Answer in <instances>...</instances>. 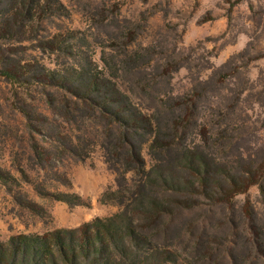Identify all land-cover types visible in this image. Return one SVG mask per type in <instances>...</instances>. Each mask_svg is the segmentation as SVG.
<instances>
[{
    "label": "rangeland",
    "instance_id": "1",
    "mask_svg": "<svg viewBox=\"0 0 264 264\" xmlns=\"http://www.w3.org/2000/svg\"><path fill=\"white\" fill-rule=\"evenodd\" d=\"M11 3L0 0L1 24ZM44 7L47 15L26 27V37L16 33L0 41V52L26 73L39 78L90 60L104 66L106 60L146 108L158 102L125 72H137L140 63L133 58L148 54L145 72L156 68L160 76L167 65L170 81L153 82L150 93L166 88L197 103L184 122L172 118L177 144L201 145L231 161L264 157V0H50ZM215 76L221 84L209 89L206 83ZM35 81L15 85L0 76V244L20 235L75 230L121 210L118 203L103 202L107 191L117 190V173L105 156L114 145L105 137L106 121L88 119L70 102L65 115L62 96ZM226 122L238 130L209 142ZM148 147L143 155L150 163ZM261 199L253 187L236 202L249 200L262 218ZM215 212L204 208L176 222L188 227V218L197 220L188 242L193 262L196 237L213 239L205 234L221 230Z\"/></svg>",
    "mask_w": 264,
    "mask_h": 264
},
{
    "label": "trees",
    "instance_id": "2",
    "mask_svg": "<svg viewBox=\"0 0 264 264\" xmlns=\"http://www.w3.org/2000/svg\"><path fill=\"white\" fill-rule=\"evenodd\" d=\"M45 2L50 0H12L2 16L0 41H9L16 33L26 37V27L47 15ZM148 58V54H136L133 61L140 63L138 71L125 72L137 76L140 90L158 102L144 108L128 93H133L132 89L122 87L126 76L110 68L106 60L104 66L90 60L66 72H43L37 78L19 68L21 64L12 56L0 52V76L10 83L36 80L62 96L60 110L65 115L70 113L66 103L70 102L91 117L88 119L106 121L104 134L110 138L109 145H114L106 148L105 156L117 173V190L107 191L103 202L121 206L119 213L96 218L75 230L12 237L0 244V264H264V214L261 218L249 200L242 206L236 202L237 197L257 187L264 208V157L249 154L231 161L201 145L177 144L174 128L178 123L174 126L172 118L184 122L197 103L192 98L179 99L166 88L152 95L153 82L170 81L167 65L160 76L155 74L156 68L153 74L145 72ZM206 84L215 89L221 84L220 77ZM213 114L209 113L210 117ZM235 125L226 122L214 133L207 132L209 142L219 143L228 133L236 132ZM147 144L150 163L143 155ZM204 208L220 216L221 230L205 234L213 239L196 237L199 244L192 248L197 246L198 257L193 262L188 242L197 220L188 218V227L176 222Z\"/></svg>",
    "mask_w": 264,
    "mask_h": 264
}]
</instances>
